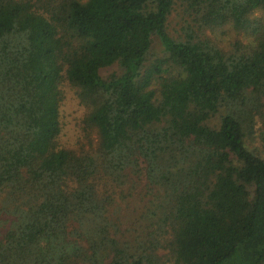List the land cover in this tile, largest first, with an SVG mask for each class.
I'll list each match as a JSON object with an SVG mask.
<instances>
[{"label":"trees","instance_id":"trees-1","mask_svg":"<svg viewBox=\"0 0 264 264\" xmlns=\"http://www.w3.org/2000/svg\"><path fill=\"white\" fill-rule=\"evenodd\" d=\"M176 4L197 29L175 38ZM218 29L253 39L224 49ZM257 120L263 136L264 0H0V264H264Z\"/></svg>","mask_w":264,"mask_h":264},{"label":"rangeland","instance_id":"rangeland-1","mask_svg":"<svg viewBox=\"0 0 264 264\" xmlns=\"http://www.w3.org/2000/svg\"><path fill=\"white\" fill-rule=\"evenodd\" d=\"M258 18H262L261 13L256 14ZM186 26L192 27L193 30L197 29L196 22L194 21L193 17L188 16L187 13L182 12V8L176 4L170 15L168 16L167 20V31L173 37H179L182 35V31L186 28ZM206 36L211 39L212 41L219 44L220 47L224 49H228L230 47L231 42L238 40L243 42V44L253 39L252 34L245 33V32H235L232 30H224L218 29L213 31H206ZM153 48L155 51L160 52V45L156 38L153 40ZM121 71L117 65H112L109 67L102 68L100 70V75L102 78L106 79L112 74H119ZM63 91V99L60 106V122H61V132L59 135V140L61 145L77 148V139L81 136V118L84 113V107L80 105L74 90L71 89L68 85L62 86ZM217 118L215 117L211 120V122L217 123ZM256 128L253 129L251 133V137H246V143L248 148H255L256 151L264 157V139L263 136L260 134L259 128L257 127L262 126L259 121L255 122ZM83 146L88 147V144H84ZM129 188V187H128ZM124 188V196L125 198L122 200L117 199V209L121 211L119 214L122 217L123 226L122 230H125V227H130L131 222H136L135 220L139 215V205H140V185L137 183L136 187L130 190V193H127V189ZM138 219V218H137ZM125 237L129 238L134 233L131 230H126Z\"/></svg>","mask_w":264,"mask_h":264}]
</instances>
